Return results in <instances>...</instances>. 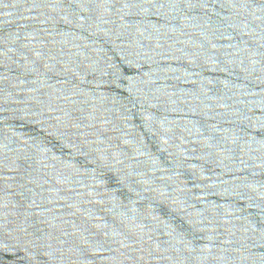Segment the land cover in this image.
<instances>
[{
  "label": "water",
  "instance_id": "obj_1",
  "mask_svg": "<svg viewBox=\"0 0 264 264\" xmlns=\"http://www.w3.org/2000/svg\"><path fill=\"white\" fill-rule=\"evenodd\" d=\"M0 264H264V0H0Z\"/></svg>",
  "mask_w": 264,
  "mask_h": 264
}]
</instances>
